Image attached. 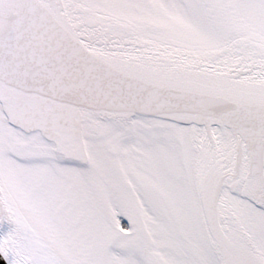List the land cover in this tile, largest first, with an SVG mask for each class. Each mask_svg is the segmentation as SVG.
<instances>
[{"label": "snow or ice", "instance_id": "6c2138e0", "mask_svg": "<svg viewBox=\"0 0 264 264\" xmlns=\"http://www.w3.org/2000/svg\"><path fill=\"white\" fill-rule=\"evenodd\" d=\"M2 264H264V0H0Z\"/></svg>", "mask_w": 264, "mask_h": 264}, {"label": "water", "instance_id": "95a60500", "mask_svg": "<svg viewBox=\"0 0 264 264\" xmlns=\"http://www.w3.org/2000/svg\"><path fill=\"white\" fill-rule=\"evenodd\" d=\"M0 264H2V261H0Z\"/></svg>", "mask_w": 264, "mask_h": 264}]
</instances>
